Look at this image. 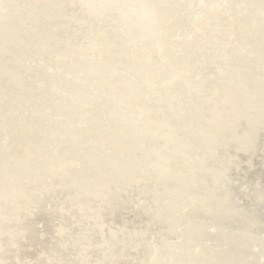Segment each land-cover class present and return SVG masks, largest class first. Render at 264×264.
I'll return each mask as SVG.
<instances>
[{
    "label": "bare ground",
    "instance_id": "bare-ground-1",
    "mask_svg": "<svg viewBox=\"0 0 264 264\" xmlns=\"http://www.w3.org/2000/svg\"><path fill=\"white\" fill-rule=\"evenodd\" d=\"M221 1L0 0V264H264L212 218L256 197L213 145L264 182V2Z\"/></svg>",
    "mask_w": 264,
    "mask_h": 264
},
{
    "label": "water",
    "instance_id": "water-1",
    "mask_svg": "<svg viewBox=\"0 0 264 264\" xmlns=\"http://www.w3.org/2000/svg\"><path fill=\"white\" fill-rule=\"evenodd\" d=\"M220 2L222 3L221 0H220ZM263 2H264V0H263ZM192 19L195 20L194 17H192ZM175 39L177 40V36H175ZM4 40H6V39H3L2 41H4ZM155 56L159 60L160 64L163 65L162 64V61H161V58H160V54H159V49L158 48H156ZM165 106H166V109L168 111H171L172 110L171 103L166 102L165 103ZM54 127H55V125L52 126V128H54ZM159 127H165V126H159ZM141 130H142V128H141ZM151 134H152V138L155 137V134L156 135L158 134L162 138V133L161 132H160V134L159 133H154V132H152ZM259 136H261V138L263 137V135H261V132L259 133ZM175 137L178 139L177 144L178 143L181 144L179 142V137L176 136V135H175ZM156 138H155V146L162 145V142H160V140H158V137H156ZM147 139H148L147 141H152V140H150L151 139L150 138V135L147 136ZM156 140L158 142H156ZM163 141L166 142L165 139H163ZM181 142H183V140H181ZM235 145L233 144L230 147V149H229L228 152L226 151V149L224 147H219V145H216V144L213 145L212 148H213V150L216 149V151L214 153H212L211 151L208 152L207 157L209 159L206 158L205 162H208L211 165H213V163L215 162V166H219V168L221 170H223V171H225V170L229 169V167H231V169H232V175H233L232 181H235V182H233L234 183L233 185L236 186L235 188L234 187L232 188L233 189V191H232L233 194H231V195H234L235 196L234 198L237 199L236 193H234V191H236L238 189H239L240 192L241 191H245V190H246L245 192H248L250 190L257 198L255 197L254 198L255 199L254 202H251L250 204L248 203V204H246L244 206L241 203L238 204V203L233 202L232 199H230L229 203H227L228 200L226 199L224 203H225V205H227V204L228 205H227V207L223 208V206H220L219 205L220 203L217 200H213L214 199L213 198L214 196H212L209 199V201L207 200V203L214 205L213 207L216 208L217 210L223 208L222 209V212L218 211L219 213L218 212L212 213L213 214V215L211 214L212 215V218L217 219V220H222V218H221L222 216L220 215V213H222L223 216L225 218H227L229 216L228 214H232L234 212L239 211V212H246V213L250 214L252 217L254 216V218H258L259 217L260 218V219L258 218L259 220H264V209H261L260 208L261 207L260 205H264V201H260L259 204H258V202H256V201H258L260 199H264L263 198L264 197V182H263V180L262 181H258V178H257L258 176H256V175L255 176H252V177L250 175V177H248L249 175H246L243 171H241L240 169L237 168V166H236L237 164L239 165V167H240V164L242 166H244V167H248L250 164H248L246 161L244 163H241L239 160H236V159H233V163H230L228 161L229 160L228 158L230 157V154H234L235 155V150H234ZM171 147H172V145H171ZM50 153L51 152L49 150V152L47 153V155H49ZM212 154H213V157H212ZM24 155H25L24 157L28 156V154H24ZM243 156L246 158L249 155L248 154H244ZM35 162L38 163V161H35ZM261 168L264 170V167L263 166H261ZM198 170H200V167L199 166H198ZM206 174L207 173L205 172L204 173V176H206ZM259 183H261V184H259ZM257 187L260 188V189H257ZM228 196L230 197V195H228ZM239 205H241L242 208L239 207ZM259 211H261V212H259ZM210 232H212V231L210 230ZM224 234L225 233H221L220 238L222 240L224 239ZM251 248H250V251H251ZM224 250H226V249H224ZM215 252H217V249L215 250ZM251 252H253L254 254H256V256H259V254L257 253L256 250H253ZM207 253L210 254V251H208ZM241 257H242V255L241 254H237V253H233L231 255H228V254H222L221 255V258L223 259L224 264H227V263L228 264H234L235 261H236V264H252V263L262 264V261L260 259L258 261H255V260L250 259V258H247V257H243V258H241Z\"/></svg>",
    "mask_w": 264,
    "mask_h": 264
}]
</instances>
